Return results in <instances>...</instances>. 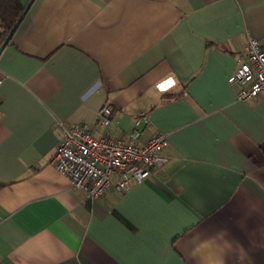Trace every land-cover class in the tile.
<instances>
[{
    "label": "crops",
    "instance_id": "crops-1",
    "mask_svg": "<svg viewBox=\"0 0 264 264\" xmlns=\"http://www.w3.org/2000/svg\"><path fill=\"white\" fill-rule=\"evenodd\" d=\"M247 32L264 45V0H33L0 50V264H264V92L230 82ZM138 111L169 161L128 191L52 165L56 122L118 137Z\"/></svg>",
    "mask_w": 264,
    "mask_h": 264
},
{
    "label": "built area",
    "instance_id": "built-area-1",
    "mask_svg": "<svg viewBox=\"0 0 264 264\" xmlns=\"http://www.w3.org/2000/svg\"><path fill=\"white\" fill-rule=\"evenodd\" d=\"M237 62L231 85L240 100L251 102L264 92V45L249 32L239 49ZM112 115L111 107L104 104L97 112L98 124L109 126ZM133 119L134 128L118 137L95 136L81 124L56 122L62 137L52 165L89 198L103 196L112 186L119 193L128 191L169 161V142L152 127L148 113L138 111Z\"/></svg>",
    "mask_w": 264,
    "mask_h": 264
},
{
    "label": "trees",
    "instance_id": "trees-1",
    "mask_svg": "<svg viewBox=\"0 0 264 264\" xmlns=\"http://www.w3.org/2000/svg\"><path fill=\"white\" fill-rule=\"evenodd\" d=\"M25 7L20 0H0V46L20 18Z\"/></svg>",
    "mask_w": 264,
    "mask_h": 264
},
{
    "label": "water",
    "instance_id": "water-1",
    "mask_svg": "<svg viewBox=\"0 0 264 264\" xmlns=\"http://www.w3.org/2000/svg\"><path fill=\"white\" fill-rule=\"evenodd\" d=\"M32 1H33V0H30V1L28 2V4L26 5L25 10H24L23 13L21 14L20 18L18 19V21L16 22V24L14 25V27L11 29V31H10L9 34L7 35V37H6L5 41L3 42V44L0 46V50L5 46V44H6V43L9 41V39L11 38V36H12V34L14 33V30L16 29L17 25H18V24L21 22V20L24 18V16H25V14H26V12H27V10H28V8H29V6H30V4H31Z\"/></svg>",
    "mask_w": 264,
    "mask_h": 264
}]
</instances>
